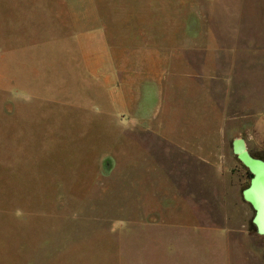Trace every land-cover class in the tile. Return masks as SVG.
Masks as SVG:
<instances>
[{"label": "rangeland", "instance_id": "1", "mask_svg": "<svg viewBox=\"0 0 264 264\" xmlns=\"http://www.w3.org/2000/svg\"><path fill=\"white\" fill-rule=\"evenodd\" d=\"M128 1L0 0V264H264V237L243 198L251 174L239 160L236 193L205 203L203 218L149 212L156 204L140 202L133 169L150 149L131 122L103 115L94 77L69 70L79 58L69 38L111 33ZM155 2L158 14L170 0ZM171 2L207 32L264 49V0ZM186 29L197 30L167 28L174 50ZM253 78L264 98V72ZM243 136L263 159L264 124Z\"/></svg>", "mask_w": 264, "mask_h": 264}, {"label": "crops", "instance_id": "2", "mask_svg": "<svg viewBox=\"0 0 264 264\" xmlns=\"http://www.w3.org/2000/svg\"><path fill=\"white\" fill-rule=\"evenodd\" d=\"M157 7L155 0H129L117 9L119 25L111 33L95 25L69 38L71 50L79 49L69 70L94 77L103 115L131 122L150 149L133 169L140 202L156 204L149 212L203 218L205 203L230 202L236 193L234 140L264 124L262 89L252 93L253 76L257 82L263 76L264 49L242 46L236 36L221 39L215 27L207 32L203 20L183 17L182 4L170 0L158 14ZM175 10L181 18L173 23ZM173 25L197 29H186L175 50L167 31Z\"/></svg>", "mask_w": 264, "mask_h": 264}, {"label": "water", "instance_id": "3", "mask_svg": "<svg viewBox=\"0 0 264 264\" xmlns=\"http://www.w3.org/2000/svg\"><path fill=\"white\" fill-rule=\"evenodd\" d=\"M233 150L251 174L250 184L243 190V198L255 211L253 224L264 237V159L253 156L242 137L233 142Z\"/></svg>", "mask_w": 264, "mask_h": 264}, {"label": "trees", "instance_id": "4", "mask_svg": "<svg viewBox=\"0 0 264 264\" xmlns=\"http://www.w3.org/2000/svg\"><path fill=\"white\" fill-rule=\"evenodd\" d=\"M260 158V157H259ZM264 159V158H263Z\"/></svg>", "mask_w": 264, "mask_h": 264}]
</instances>
